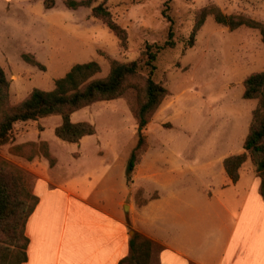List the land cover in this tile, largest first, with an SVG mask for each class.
Here are the masks:
<instances>
[{
    "label": "rangeland",
    "instance_id": "rangeland-1",
    "mask_svg": "<svg viewBox=\"0 0 264 264\" xmlns=\"http://www.w3.org/2000/svg\"><path fill=\"white\" fill-rule=\"evenodd\" d=\"M45 1L0 0V67L11 105L34 89L51 91L76 64L95 62L101 70L96 78H104L111 61L134 62L139 76L147 77V46L156 54L151 78L167 95L140 131L133 117L135 93L78 110L71 122L88 123L95 133L76 144L56 138L59 116L17 123L13 141L0 146V161L23 174L31 196L36 183L47 178L81 194L96 189L108 203L123 196L129 223L133 210L160 194L178 197L168 212L188 216L210 201L236 202L259 181L248 156L236 184L225 175L222 161L243 152L257 106L242 96L244 80L264 72L260 34L245 27L229 30L208 15L191 44L189 37L197 13L210 7L264 25V0H89V7L74 10L66 0H51L50 8ZM99 4L125 31L124 45L91 16ZM169 31L171 47L165 45ZM139 136L145 148L127 182L126 166ZM151 243L143 264H158L162 247Z\"/></svg>",
    "mask_w": 264,
    "mask_h": 264
},
{
    "label": "crops",
    "instance_id": "crops-1",
    "mask_svg": "<svg viewBox=\"0 0 264 264\" xmlns=\"http://www.w3.org/2000/svg\"><path fill=\"white\" fill-rule=\"evenodd\" d=\"M258 187L255 180L236 202L210 201L188 216L168 212L178 197L160 194L125 223L123 196L108 203L96 189L81 194L39 180L33 191L38 203L25 226L23 264H118L129 253V228L162 247L158 264H264Z\"/></svg>",
    "mask_w": 264,
    "mask_h": 264
},
{
    "label": "trees",
    "instance_id": "trees-1",
    "mask_svg": "<svg viewBox=\"0 0 264 264\" xmlns=\"http://www.w3.org/2000/svg\"><path fill=\"white\" fill-rule=\"evenodd\" d=\"M48 2L52 1L46 0V7L50 6ZM64 5L74 10L81 6L89 7L90 2L66 0ZM90 12L93 18L105 24L107 29L120 40L121 45L125 44V31L111 19L107 9L99 4L92 7ZM208 15L213 17L215 23L229 30L239 27L258 30L264 46L263 24L243 17L226 16L215 7L202 9L197 13L189 44L192 43L195 33L202 27ZM170 37L169 31L165 45L171 47ZM148 48L147 46L143 52L146 66L150 71L147 77L139 76L134 62L123 64L111 61L109 72L104 78H96L101 72L97 63L76 64L63 78L54 82L51 91L34 89L16 105L9 103V82L0 67V146L13 141L14 126L17 123L36 121L52 115L61 119V124L54 130L56 138L68 144H76L82 138L94 135L95 131L88 123H72L70 117L73 113L97 102L125 98L129 93L136 95L133 117L137 126L144 128L167 95L166 90L151 78L155 69L153 63L156 54L148 51ZM24 59L31 65L38 66L26 56ZM242 97L245 100H256L257 106L243 141V152L224 159L222 168L234 184L239 177L238 171L248 156L259 180L258 194L264 200V72L251 74L244 80ZM144 148V140L139 136L126 166L127 182L130 181L136 158ZM37 203L38 198L28 193L23 174L0 161V264H23L26 261L28 240L24 230ZM151 246V241L134 234L128 241V255L118 264H143Z\"/></svg>",
    "mask_w": 264,
    "mask_h": 264
},
{
    "label": "water",
    "instance_id": "water-1",
    "mask_svg": "<svg viewBox=\"0 0 264 264\" xmlns=\"http://www.w3.org/2000/svg\"><path fill=\"white\" fill-rule=\"evenodd\" d=\"M140 129H141V128H139V131H140ZM124 209L127 210L126 207H124ZM129 236H130V237H133V232H132V231L129 232Z\"/></svg>",
    "mask_w": 264,
    "mask_h": 264
}]
</instances>
